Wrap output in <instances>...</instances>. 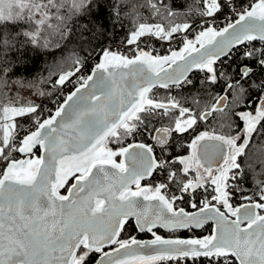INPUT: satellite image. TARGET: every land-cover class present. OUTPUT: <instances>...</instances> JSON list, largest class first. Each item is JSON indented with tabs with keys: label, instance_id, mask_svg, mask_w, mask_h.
<instances>
[{
	"label": "snow or ice",
	"instance_id": "6c2138e0",
	"mask_svg": "<svg viewBox=\"0 0 264 264\" xmlns=\"http://www.w3.org/2000/svg\"><path fill=\"white\" fill-rule=\"evenodd\" d=\"M92 4L0 0V26L23 23L17 35L48 49L46 31L66 39L67 21ZM124 8L129 54L100 47L88 75L73 54L56 85L78 86L54 112L10 97L12 69L0 68V264H264V150L257 156L254 144L264 136V79H254L256 68L264 73V0H194L186 12L166 0H116L114 22ZM0 47H12L7 32ZM240 47L246 63L231 69L225 62ZM210 222L209 234H195ZM128 228L153 239H122ZM181 231L192 235H174Z\"/></svg>",
	"mask_w": 264,
	"mask_h": 264
},
{
	"label": "trees",
	"instance_id": "16d2710c",
	"mask_svg": "<svg viewBox=\"0 0 264 264\" xmlns=\"http://www.w3.org/2000/svg\"><path fill=\"white\" fill-rule=\"evenodd\" d=\"M248 0H242L243 3ZM116 0H93V4L86 9L82 14L71 17L67 21V27L72 29V32L66 39H62L60 34L54 29H48L45 35H50L52 47L43 49L35 47L28 43L23 35H17L27 29L28 26L21 23L19 25H8L5 29L0 26V38H3L5 32H7L8 39L12 42V47L4 49L0 47V68L9 67L12 71L9 73L7 80L8 84L11 81L20 80L26 84L38 82V88L44 95H39V104L46 110L52 103L59 104L62 99L74 88V83H66L64 86L56 85V79L61 72L68 71L73 66L71 57L73 54L80 56L86 61V70L84 75L89 73L87 69L88 63H96L98 60V53L100 47H111L112 45L125 46L127 49L129 46L123 43L124 38L128 35L129 30L132 28L131 17L125 16L124 12L128 11V8L121 10V18L119 21L114 22L115 17L112 9ZM133 2L143 3L144 0H133ZM166 2L172 3L173 7L180 11L186 12L188 6L192 5L194 0H166ZM141 12L143 16H148V9L142 8ZM222 18V17H221ZM179 19L176 22H179ZM221 21V19H220ZM219 21V23H220ZM149 22H156L150 20ZM55 23V21H53ZM102 24L103 34L97 32V25ZM189 38H193L190 36ZM153 47H155L157 53L162 54L163 50H169L166 42L150 41ZM59 47H55V45ZM179 47L180 45H175ZM141 47H144L142 44ZM173 48V46H171ZM96 51L93 52L92 50ZM226 64L230 63L231 69H235L238 65L246 63L240 56V52H234L231 61H226ZM230 69V70H231ZM202 72L193 73L192 76L195 80L203 78ZM256 77L254 79H264L259 68H256ZM264 76V75H263ZM225 84L221 82L215 86H212V92H220ZM198 87V86H197ZM217 89V90H216ZM215 90V91H213ZM162 91V92H161ZM161 96L165 94L164 90H160ZM195 92V89H184L179 92L180 96L190 97ZM231 99V97H229ZM201 101H209L211 97L204 94L200 95ZM190 102V101H189ZM21 123L26 126L31 122L30 120L21 119ZM213 126L210 122L209 127ZM218 127V124L215 125ZM242 126V125H241ZM204 125H201V129L204 130ZM256 146L255 151L257 156L260 155V150H264V136H256L254 139ZM259 170V165H257ZM246 187L248 192L255 191L254 183L251 176L246 181ZM185 233L179 232V236L185 237Z\"/></svg>",
	"mask_w": 264,
	"mask_h": 264
},
{
	"label": "rangeland",
	"instance_id": "374dc122",
	"mask_svg": "<svg viewBox=\"0 0 264 264\" xmlns=\"http://www.w3.org/2000/svg\"><path fill=\"white\" fill-rule=\"evenodd\" d=\"M173 45H177V44H172L171 46ZM111 48L113 50H116L117 48H119V51L121 52H124L126 54H129L128 53V49L125 47V46H120V45H112ZM167 48H169V45L167 46ZM91 62H89L88 64H90ZM83 75V73H81ZM262 78H263V74H262ZM16 81H20V80H15V81H11L9 82V88H10V91L8 92L9 96L12 97L13 99L16 98L17 94L19 95L20 97V103H27L28 101H32L36 104H39V94L38 93H41L39 88H38V82H33V83H29V84H26L22 81V83H16ZM73 83L75 84V86H77L76 84V81H75V78L73 79ZM5 91H8V89H5ZM63 101V99H62ZM61 101V102H62ZM58 104L56 103H52L51 106H49L47 108V110L49 108H54V106H57ZM31 125V122L29 123L28 126Z\"/></svg>",
	"mask_w": 264,
	"mask_h": 264
},
{
	"label": "flooded vegetation",
	"instance_id": "af4514ba",
	"mask_svg": "<svg viewBox=\"0 0 264 264\" xmlns=\"http://www.w3.org/2000/svg\"><path fill=\"white\" fill-rule=\"evenodd\" d=\"M201 74H202V73H201ZM224 87H225V86H224ZM216 90H217V89H216ZM213 91H215V90H213ZM161 92H162V91H161ZM161 92L158 93L160 96H161ZM179 92H180V90H177V89H173V90H172V94H173V95H177V94H179ZM215 92H217V91H215ZM158 126H159V125H158ZM200 130L202 131L203 129L200 128ZM137 139H139V137H137ZM148 142H151V141H148ZM182 143H185V144L188 143V139L185 138V139L182 141ZM180 154H182V155H187V152L184 151V150H180ZM189 175H190V178H191L192 176H194V173H190ZM201 192H202V190H201ZM201 199H203L202 194L197 193V195H196V200H197V202H198L199 200H201ZM179 206H180V207H184L186 211H196V209H192V208L190 207V204L187 203V202L181 203ZM210 229H211V226H208V227H206L205 229H203V230H201V231H199V232H195V234H196V235H205V234H207V233L210 232ZM183 233L186 234L185 237H187V236H189V235H192V233H189V232H183ZM157 234H158V235H161V236H163V237H170L171 235H173V234H170V233H165V232H163L162 230H159V232H158ZM174 235H178V236H179V232L176 233V234H174ZM130 236H135L138 240H149V239H152V238H153L151 233L138 234L137 231L133 230L132 228H128L127 231H126L125 233H122L121 238H122V239H128Z\"/></svg>",
	"mask_w": 264,
	"mask_h": 264
},
{
	"label": "built area",
	"instance_id": "2783aa9c",
	"mask_svg": "<svg viewBox=\"0 0 264 264\" xmlns=\"http://www.w3.org/2000/svg\"><path fill=\"white\" fill-rule=\"evenodd\" d=\"M248 2V1H247ZM247 2H245L244 4L246 5L247 4ZM220 24L222 25L223 24V19L221 18V21H220ZM253 44H254V46H256V47H260V42H253ZM173 48H177L175 45H173ZM244 51V48L243 47H240L238 50H237V52H243ZM168 52H167V50H163V52H162V54H167ZM94 64L95 63H90L89 65H88V67H87V69L89 70V72H90V70H91V67L92 66H94ZM84 75V74H83ZM88 75V74H87ZM264 75V74H263ZM263 78H264V76H263ZM55 107L56 106H54V108H49L48 110H51V111H55ZM46 114H47V112H46ZM155 179H156V181L158 182L160 179H162V177L160 176V175H157L156 177H155ZM249 194H251V192H249ZM235 203H240V202H242L241 201V199H240V197L239 196H237L236 197V199H235V201H234Z\"/></svg>",
	"mask_w": 264,
	"mask_h": 264
},
{
	"label": "water",
	"instance_id": "95a60500",
	"mask_svg": "<svg viewBox=\"0 0 264 264\" xmlns=\"http://www.w3.org/2000/svg\"><path fill=\"white\" fill-rule=\"evenodd\" d=\"M257 42H258V41H257ZM181 46H182V45H181ZM181 46H180V47H181ZM97 62H98V60H97ZM97 62H96V63H97ZM90 71H91V70H90ZM196 72H199V71H194L193 73H196ZM89 73H90V72H89ZM89 73H88V74H89ZM193 73H191L190 75H192ZM77 86H78V85H77ZM73 90H74V88H73L71 91H73ZM71 91H70V92H71ZM67 95H68V94H67ZM67 95H66V96H67ZM66 96H65V97H66ZM40 154H41L40 152H37V155H40ZM18 158H22V159H23V158H26V157H24V156L21 155V154H18ZM208 226H211V227H212L211 222H210L208 225H206L203 229H205V228L208 227ZM203 229H196L195 232H199V231H201V230H203ZM160 230H162V231L165 232V233H168L167 230H165V229H160ZM210 231H211V229H210ZM181 232H186V231H181ZM137 233H138V234H144V233H147V232H139V231H137ZM207 234H209V233H207ZM207 234H205V235H207ZM165 238H169V237H165ZM152 239H153V238H152ZM149 240H151V239H149ZM142 241H147V240H142ZM106 250H110V248H109V249H106Z\"/></svg>",
	"mask_w": 264,
	"mask_h": 264
}]
</instances>
